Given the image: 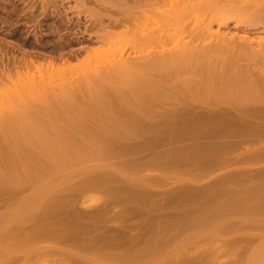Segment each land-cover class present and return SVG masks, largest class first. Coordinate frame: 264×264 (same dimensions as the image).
Here are the masks:
<instances>
[{
  "label": "rangeland",
  "instance_id": "374dc122",
  "mask_svg": "<svg viewBox=\"0 0 264 264\" xmlns=\"http://www.w3.org/2000/svg\"><path fill=\"white\" fill-rule=\"evenodd\" d=\"M84 1L87 5L97 3ZM79 2L0 0V93L4 94L0 96V247H10L0 254V264H264V115H235L236 111L232 114L227 109L229 114L227 103L226 107L217 100L190 102L193 99L186 92L181 95L177 91H182L186 82L165 77L166 68L152 70L154 75L149 70L147 76L144 67V79L167 78L176 86L170 88V93L175 89L172 97L167 92L169 87L154 88L160 92L155 96L157 121L154 128L142 129L141 133L121 134L118 124L116 129L109 125L110 118H118L123 97L130 98L144 89L133 86L135 81L120 78L122 72L115 69L105 81L103 72L110 63L104 64L106 70L104 65L98 66L102 77L99 73L90 84L84 81L89 73L84 67L73 75L68 73L69 77L52 78L51 84L43 80L44 84L41 80L39 84L37 78L38 87L30 88L35 84L30 82L19 89L15 85L10 88L13 74L16 78L25 76L23 73L35 74V66L50 63H46L43 52L52 38L58 39L53 42L57 50L76 52V56L57 59L56 63H75L86 50L98 45L100 28L107 22L115 26H110L113 29L133 22L132 18H120L118 23L122 24L116 25V18L105 17L100 21L80 10ZM186 19L183 30L188 37L193 24L192 18ZM52 21L61 25L56 28ZM232 23L227 27L213 23L211 29L214 34L242 35ZM201 26L199 33L204 32L203 23ZM258 27L263 31L248 32V37L264 40V23ZM51 30H57L55 35ZM46 32L49 35L43 34ZM198 32L197 36L202 35ZM196 37L195 44L197 39L199 44L205 38L213 39L204 36L200 41ZM84 44L87 46H80ZM168 44L165 50L173 47L172 41ZM130 50L126 49L121 58L131 60V56L135 59L141 55L140 50ZM142 57H137L139 62H143ZM109 59L105 63L115 61ZM261 60L264 62L256 59L255 67L264 72ZM136 71L134 67L130 70ZM255 77L251 81L264 86V77ZM199 79L201 76L190 83L193 88L231 85L227 80L222 84ZM68 87L75 92L70 94ZM207 88L205 91L211 90ZM162 92L172 103L181 100L183 105L177 108L189 105L190 111H179L176 103L173 108L168 98L158 96ZM211 103L213 110L224 106L221 110L226 113L220 109L221 115L218 111L204 113L203 106ZM105 105L110 113L103 115ZM37 110L42 113L37 114ZM192 116L216 118L215 128L206 129L215 133H178L181 119ZM17 120L23 124L18 125ZM10 126L15 130L10 131Z\"/></svg>",
  "mask_w": 264,
  "mask_h": 264
},
{
  "label": "bare ground",
  "instance_id": "6f19581e",
  "mask_svg": "<svg viewBox=\"0 0 264 264\" xmlns=\"http://www.w3.org/2000/svg\"><path fill=\"white\" fill-rule=\"evenodd\" d=\"M79 1H80L79 5H77V6L79 7L80 10L86 11V13L91 15V17L100 18V21H101V18L105 17V18H116L114 21L117 23L116 25H118L119 23L122 24L121 20H120L121 22L118 23V20L120 18H122V19H126V18L131 19L132 18L133 22L131 24H123L122 27H120L118 29H116V28L113 29L112 27H110L113 25L108 26L109 22H107V25L105 24V26H102L101 25L102 23H100V26H102V27L100 28V32H99V35H100L98 38L99 43L97 46L90 48L89 50H86V54L84 55V57H82V59L78 60L75 63H68V62L65 63L66 62L65 61L61 64H56V63H52L50 61V63H48L46 65L38 64L34 68V69H36L35 74H31V72L28 71L29 73L26 72L28 74L23 73L25 76L22 75V77H21L20 76L21 74L18 75L19 78H16L17 75L15 73L12 75L13 80H12V76H11V80L9 79V82H12V83H9L7 81V83L10 84V88H11V85H15L17 88H18V86H20L19 88H21V86L25 87V85L27 86V83H28V85L35 83L33 85H30V88L33 86L38 87V86H36V84L37 83L40 84V80H41V84H44L42 82V80L52 82L53 81L52 78H54V77L57 78L58 76L63 79V78H66V76H68V73H71L73 75V71L76 72V70L77 71L80 69L83 70L84 67H87V68H85V70H87L89 73H88V76H85V78H84L85 80L84 79L83 80L87 81V82L89 81V84H90V81L92 83V81L97 79V75H99V73H100L99 76L102 77L101 72H100V70H102V69H100L101 66L104 64L109 65V63H110V66H108L109 69L107 68V66L104 65L106 67L104 70H106V69H108V70H106V72H103V74L106 76V78L109 77L108 79L105 78L104 79L105 81H108L111 78L110 76L113 75L110 73L111 69H112V71H113V69H115V71L116 70L121 71L122 74H120L121 75L120 78L127 79L128 82L133 81V80H137V79H144V77L146 75L145 71H144V70H146L145 68L148 69V72H146V73H148L147 76H149V70L151 71L150 73H152L150 75H154L153 74L154 72H152V70H154V69H159V70L161 69L163 71L166 70L165 74L163 72V74L166 75L165 77L170 76V77H168L170 79L172 76H174L178 79V81L181 79L182 84H183V82L184 83L186 82L185 86H182L185 88H183L182 91H181V89L177 90V91L180 92L181 95H182V93L185 94V92H186L188 94V96H190L191 99H193L190 102L194 103L195 100L196 101L201 100L203 102V100H204V102L207 104L210 100L213 99V100L220 101V104L224 103V106H226L225 104L227 103V106H229V108H226L227 106L225 108H226L227 113H229V114H230V112L233 114L234 113L233 111H236L235 115H237V112H241V113L247 112L249 115H253V114L254 115H257V114L258 115H264V86H259L256 84V82L254 84L251 81L253 79V76H256V77L261 76L260 78L264 77V72H262V71L260 72V70H258L259 69V68H257L258 63L255 62L256 59H263L264 60V40H259L260 38H257V40H255L256 38L251 39L250 37H248L249 36L248 32H254L255 30H257L260 27V26L258 27V25H262L264 23V0H161V1H159V0H95L98 3V4L94 3V4H96V6L94 4L93 5H87L84 0H79ZM46 7H48V4ZM102 9H104V10H102ZM135 18H137V19H135ZM184 18H185V20H184ZM186 18H192V24H193V26H190V28H192V29L189 28L191 32L190 31H187L190 33L186 32L189 35L188 37L185 36V33H184L185 29L183 30L185 24H187V22H185L187 20ZM132 19H131V21H132ZM205 20H206V22H205ZM126 22L130 23L129 20H127ZM231 22H234V24L233 23L232 24L235 27H237L236 29L240 28L243 31L242 35H241V33H240V35H236L235 32H234V35H231L229 33L231 36L230 35H223L219 32V30L216 31L219 33L214 34V31L211 29V25L213 23H215V24L217 23V26H220V27L221 26L227 27ZM111 23H112V21H111ZM201 23H203L204 32L202 31L203 28L201 26ZM113 24H115V23H113ZM113 27H115V26H113ZM167 28H169V29H167ZM199 28H202V30H201L202 33L198 32L200 30ZM240 29H238V30H240ZM257 31L261 32L263 30L260 28ZM197 32L199 34H202L203 36L202 35L197 36L198 35ZM227 32H229V31H227ZM196 36L200 38V41H201L202 37H204V36H207L209 38H213L214 40L213 39L206 40V38L204 37L206 41L203 40L204 43L202 44V41H201L200 42L201 44H199L198 43L199 39H197ZM195 37L198 40L197 43L199 45L197 43L196 44L194 43ZM253 39L255 41H253ZM261 39H264V38H261ZM168 41L173 42V44L171 45L173 47L170 46L171 49L168 48V50H165L166 49L165 44H168ZM212 41H215V42L211 43ZM165 42H167V43H165ZM169 43H171V42H169ZM254 44H257V45H254ZM156 46H159L161 50L160 49L159 50L154 49ZM168 46H169V44H168ZM128 48L132 50V51L130 50L131 52L129 51L130 53L134 52V50H140L141 55L143 56V54H145L147 57L146 58L147 60L145 59V55L143 56L144 58L141 55H137L135 57V59H137V57H139V56L142 57L141 61H143V62H139L138 59H137L138 61H136L133 58L134 55L131 56L133 59L129 55V58H131L132 61L128 59V56H126L127 59L124 60L125 57L124 58H121V57H123L122 54ZM156 48H158V47H156ZM143 51H146V52H143ZM116 56L117 57L120 56V57L117 59ZM109 58L111 60L112 59L115 60V58H116V60L113 62L110 61V62L105 63L106 60H108ZM261 62H262V60H261ZM262 63H263V68H264V62H262ZM99 65H101V66L98 67ZM111 65L113 68H111ZM255 66H257V67H255ZM133 67H134V69L137 70L136 73L133 72L134 74L132 72H130L131 68H133ZM254 69L258 70L259 72L254 71ZM119 71H117V72H119ZM117 72H114V74H116V75L118 74V76H119V73H117ZM123 72L129 73V74H126V77H125L124 76L125 73H123ZM14 75H16V77H14ZM118 76H117V78L119 79ZM133 76H135V77H133ZM197 76H201V79H199L200 81H203V80L205 82L221 81V83H222V81L226 82L225 80H227V81L231 82L230 83L231 85L226 86V87L223 85L225 88L222 85L221 86L218 85L219 87L216 88V84H215V88H214V86L212 84L213 82H212L211 86L213 88L210 85L206 86L205 84H203V86L205 85V88L208 87L207 89L211 88V90L205 91L206 90L205 88H204V90H201V89H203L201 87L202 85L201 86L199 85L201 87V89H199L200 87L198 85H196V87H198V88L194 87L196 89L195 90L190 83H192L193 80H195V82H196ZM8 77H9V75H8ZM86 77H88V78H86ZM256 77H255V79H256ZM0 78L3 79V76ZM37 78L39 80L36 83ZM176 78H174V80ZM4 79L8 80V78H4ZM152 79H159V78H156L154 76V78H152ZM161 79L164 80L165 78H161ZM169 79H167V80L169 81ZM112 80H113V78H112ZM171 80L173 81L172 78H171ZM257 80H255V81H257ZM0 81H2V80H0ZM3 81H6V80H3ZM245 81H246V84H243V83H245ZM250 81L252 83H250ZM49 82H45V83L48 84ZM51 82L49 84H51ZM18 83H21V85H18ZM73 83H74V81H73ZM49 84L47 86H49ZM187 84L188 85L190 84L191 86L190 85L186 86ZM258 84H260V83H258ZM262 84H263V82H262ZM225 85H227V84H225ZM2 86H4V85H2ZM41 86L43 87V85H41ZM47 86H45V87H47ZM57 86H58V84H57ZM61 86L62 85L60 84V87ZM65 86L67 87L66 84H65ZM5 87H6V84H5ZM13 87H12V89H13ZM35 87H33V88H35ZM45 87H43V88H45ZM62 87H61V89H63V91H66V89L62 88ZM168 87H169V89L167 90V92L169 91L168 93H170L171 86H167V88ZM186 87H188V88H186ZM221 87H223V88H221ZM178 88H180V87H178ZM45 89H48V87ZM68 89H70V88L68 87ZM72 89H73V87H72ZM100 89H102V88H100ZM104 89L105 88H103V90ZM73 90H71L70 92L68 90L67 91L70 94H72V92H75ZM17 92H18V90H17ZM94 92H95V90H94ZM92 93H93V91H92ZM106 93H107V90H106ZM165 93H166V90H165ZM165 93L162 92V94H160L159 97H161V98L166 97L167 94L165 96ZM171 93H170V95H171ZM1 94L2 93H0V96H1ZM2 95H4V94H2ZM6 95H8V94H6ZM45 95H47V94L45 93ZM120 95H123V93ZM168 96H169V94H168ZM175 96H176V94H175ZM107 97H108V95H107ZM171 97H172V95H171ZM166 98H168V97H166ZM170 98H168V99L170 100ZM172 101L170 100V101H168V103H170V102L172 103ZM174 102H175V100H174ZM179 102L182 103L181 100ZM175 103H172L171 106H173V104H175ZM180 103H178V104L176 103V105H174V106L175 107L176 106L178 107V105L182 106L183 104H180ZM193 103H191V105H190L191 107L194 106ZM203 103H201V104H203ZM100 104L97 106L102 107V109H103L104 105L100 106ZM192 104H193V106H192ZM195 104H196V102H195ZM206 104H205V106H206ZM211 105L214 106V104H212V103L207 105V107L210 106V108L203 106V108H205V110H206L203 112L205 113L207 111H210L211 113H214L215 111L216 112L218 111L217 113L219 114L220 110L224 109V106H223V108H221V106L218 108L217 107L218 104L215 103V107H217V110H213V106L211 107ZM167 106H169V104ZM174 106H173V108H174ZM188 106H186V108H177V107L176 108L179 111L181 110L182 112L183 111L189 112L190 107H188ZM200 106H202V105H200ZM99 107H97V108H99ZM170 107H169V110H170ZM198 107H199V105H198ZM176 108L174 109V111L177 110ZM194 108L196 109L195 106H194ZM104 109H105V111L104 110L102 111L100 109L102 112H104L103 115H106L105 113H108V112L110 113V111H108V105H105ZM195 109H193V110L195 111ZM227 109H230L229 110L230 112H228ZM90 110H91V108H90ZM94 110H93V112H94ZM110 110H112V109L110 108ZM167 110H168V107H167ZM37 112H38V110L36 111V113ZM87 112H89V111H87ZM96 112L101 114L99 110H97ZM165 112H167V111L165 110ZM171 112H173V110H171ZM196 112H197V109H196ZM39 113L41 114L42 112H39ZM39 113H37V114H39ZM223 113H226V112L224 111ZM241 113H238V114L241 115ZM207 114H208V112H207ZM221 114H219V115H221ZM19 117H22V116H19ZM105 117H107V116H104V118ZM21 121H18V125H20V123H22ZM28 122H30V121H28ZM35 122L38 123V121H36V119H35ZM24 123H26V122H24ZM15 124L17 125V123H15ZM104 124L106 125V123H104ZM11 125H12V123H11ZM28 125H29V123H28ZM74 126H71V127L74 128ZM79 126H80V124H79ZM6 127H8V126H5V128ZM29 127H30V125H29ZM33 127H35V126H33ZM12 128H14V126H12L10 128V131ZM13 135L15 136V134H13ZM39 135H41V134H39ZM34 136H35V134H34ZM4 137L6 138L5 135H4ZM21 137H23V136H21ZM55 137H57V136H55ZM37 138H39V137H37ZM21 139H23V138H21ZM3 140H4V138H3ZM8 142H9V140H8ZM38 142H39V139H38ZM47 142H48V140H47ZM29 143H31V142H29ZM7 144H10V143H7ZM9 250H10L9 246H1L0 247V254H2L4 252H8ZM21 264H33V262H23Z\"/></svg>",
  "mask_w": 264,
  "mask_h": 264
},
{
  "label": "crops",
  "instance_id": "0c3cea01",
  "mask_svg": "<svg viewBox=\"0 0 264 264\" xmlns=\"http://www.w3.org/2000/svg\"><path fill=\"white\" fill-rule=\"evenodd\" d=\"M136 83L133 86L135 87H143L144 89L137 90V94H133L132 96L127 97L124 96V105L119 106V116L118 118H110L109 125L113 128H117V124L119 125V132L121 134L128 133H141L142 129H152L156 124V117L154 113L157 108L156 94L160 93L159 91H154L155 87L159 86H173L171 82L167 80H159V79H137L133 80ZM173 92L175 89H171ZM159 96V95H158ZM126 98V100H125ZM216 101V100H210ZM183 121V125L178 127V133L183 134H203V133H215V130L207 131V127L212 126L214 129V125L217 121L216 118H206L201 116H192V117H184L181 119ZM203 126H206L203 127ZM255 131V130H254ZM149 132H152L149 130ZM253 160L255 159V155H253Z\"/></svg>",
  "mask_w": 264,
  "mask_h": 264
},
{
  "label": "flooded vegetation",
  "instance_id": "af4514ba",
  "mask_svg": "<svg viewBox=\"0 0 264 264\" xmlns=\"http://www.w3.org/2000/svg\"><path fill=\"white\" fill-rule=\"evenodd\" d=\"M55 20H57V19H55ZM47 24H49V23H47ZM59 25H61V24L60 23L54 24V22L52 23V26H55L56 28H58ZM47 28H48V26L44 27L43 29L46 30ZM56 32H57V30H55V31L51 30L52 35H55ZM62 33H65V32H62ZM43 34H45L47 36V35H49V32H46V33H43ZM70 38H72V36ZM51 40H52L51 43H49V44L44 46L45 47V51L43 52V54L45 55L46 63H48L50 61L56 63L57 59H59V60L60 59L68 60V58L76 56V52H73V51H69V50L59 51V50H57L56 48H54L55 44L53 42H58V39L57 38H52ZM80 46L81 47H86L87 45L84 44V45H80ZM73 50H75V49H73ZM62 55H64V56H62ZM56 64H58V63H56Z\"/></svg>",
  "mask_w": 264,
  "mask_h": 264
}]
</instances>
